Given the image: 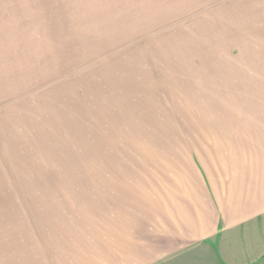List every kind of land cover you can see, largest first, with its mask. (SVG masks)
Masks as SVG:
<instances>
[{
  "label": "rangeland",
  "instance_id": "374dc122",
  "mask_svg": "<svg viewBox=\"0 0 264 264\" xmlns=\"http://www.w3.org/2000/svg\"><path fill=\"white\" fill-rule=\"evenodd\" d=\"M245 154L264 0H0V264L166 263Z\"/></svg>",
  "mask_w": 264,
  "mask_h": 264
},
{
  "label": "crops",
  "instance_id": "0c3cea01",
  "mask_svg": "<svg viewBox=\"0 0 264 264\" xmlns=\"http://www.w3.org/2000/svg\"><path fill=\"white\" fill-rule=\"evenodd\" d=\"M242 158L201 186L161 264H264V155Z\"/></svg>",
  "mask_w": 264,
  "mask_h": 264
}]
</instances>
